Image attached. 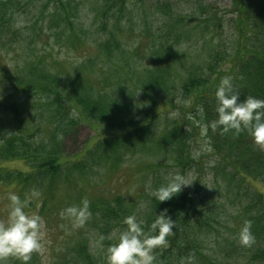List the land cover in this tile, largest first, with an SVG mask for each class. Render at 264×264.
Instances as JSON below:
<instances>
[{
  "label": "trees",
  "instance_id": "16d2710c",
  "mask_svg": "<svg viewBox=\"0 0 264 264\" xmlns=\"http://www.w3.org/2000/svg\"><path fill=\"white\" fill-rule=\"evenodd\" d=\"M150 1H156L157 7L162 3L161 0ZM170 1L166 0L163 4L169 16L172 11ZM96 2V18L102 19L103 29L106 30V24L112 19V26L107 31L110 37L99 44L96 57L88 56L79 65L75 76L67 74L68 76L64 77L59 71H53L38 62L15 71L0 64V113L11 117L13 126L11 130L4 122L0 123V184L14 185L20 197L35 190L41 199V212L48 214L56 206L55 200L60 190L76 188L79 181L86 180L85 175L97 172L96 169L100 166L114 174L121 169L125 160L132 156L140 155L137 157L144 158L147 155L166 153L180 172L197 167L200 173L201 163L193 153L199 130L204 126L203 131L213 151L212 155L218 156L212 170H218L217 173L214 172L215 178L224 184V193L221 194H224L227 200L231 195L236 200V203H232L238 205V223L251 221L250 242L237 249V255L223 256L236 263L243 260L245 264H264V192L253 186L254 189L250 188L249 183L264 179V147L255 144L244 129L239 132H222L220 126L213 128L210 124L216 118L215 88L224 75L231 76L233 90L239 93L241 99L248 95L264 99V46L259 51V45H249L252 35L256 30H261L255 25L254 18H264V0H232L230 9L237 14L235 30L239 36L229 52V60L226 61L232 66L225 70L221 67L222 63L218 64L219 53L212 54L205 70L197 69L182 83V97L194 98L193 101L200 105L197 124H183L182 121L175 120L170 126L160 129L159 135H153L154 137L151 133L158 119L154 107L143 109L145 116L139 118L126 103L111 94L114 87H119L122 91L127 84L116 82L111 84L113 86L110 89V83L101 80L96 88L93 81L84 78L83 74L95 67L93 62L97 58L110 62L114 52H123L124 43L116 38L122 32L123 18L128 12H132L131 7H138L137 4L139 9H145L143 6L146 0H135V5L129 0ZM25 4V0H0V63L2 49L8 48L14 41L17 33L15 23L19 15L27 11ZM74 5L73 0H45L42 13L47 10L50 13L47 30L53 32L54 29L57 33L66 31L74 41H79L74 32V18L80 11ZM199 9L200 13L207 15L206 20L209 22L216 19L202 6H199ZM172 19L169 27L182 23V17ZM218 26L221 27V20ZM147 31L150 33L149 29ZM172 37L177 42L181 34ZM177 54L179 56L177 49L172 45L164 46V51L160 48L154 49L152 55L155 59L159 58V67L138 78L143 95L149 96L151 100L156 97V102L152 101L154 105L158 102L157 98L167 100L169 94L172 96L175 93L176 86L172 82L175 80L174 71L170 60L177 58ZM83 123L88 126L101 123L110 128L114 135L99 138L92 146L82 149L75 156H69L64 150L66 139L78 131ZM17 160L23 161L26 169H10L4 166V163ZM148 165L145 163V167L140 166L141 170ZM150 170L154 171V168L151 167ZM92 181L87 180L89 186L94 185ZM119 191V188L110 190L101 185L95 188L92 198L88 199L89 216L83 224L73 228L72 239L50 264H99L98 258L91 250L90 238L85 236L86 232L83 231L85 228L96 234L99 244L103 241L104 245H108L113 241V229L125 227L122 221L126 215L136 214L138 219L144 221L142 227L147 231L156 214L164 209L175 222L173 231L166 236V243L153 249V264H181L182 258L184 264H192V258L205 262L208 261L205 258L208 254L203 249L207 244L218 242L219 246L221 243L217 233L212 240L208 239L213 230H218L214 225L218 215L211 217L198 209V190L185 186L171 199L160 202L150 193L145 207L138 211L132 208L136 205L134 201L128 205L127 197ZM73 192L66 195V201L68 197L71 199ZM83 193L74 192L72 199H79L75 202L77 205ZM210 211L213 212L214 209L211 208ZM224 222L218 221L223 224ZM247 245L249 248H245ZM225 248L230 250L226 244L224 251ZM189 257L191 259H188ZM7 264L41 262L32 260L31 255L28 261L12 256ZM210 264L226 263L222 258H216L214 261L210 260Z\"/></svg>",
  "mask_w": 264,
  "mask_h": 264
},
{
  "label": "rangeland",
  "instance_id": "374dc122",
  "mask_svg": "<svg viewBox=\"0 0 264 264\" xmlns=\"http://www.w3.org/2000/svg\"><path fill=\"white\" fill-rule=\"evenodd\" d=\"M25 1H27V4H25L27 11H23L15 23L17 33L13 38L14 41L8 48L2 49V62L0 64L6 65L11 71L22 70L26 66L38 62L45 64L53 71H59L64 77L67 74L75 76L79 71V65L88 56L96 57L99 44L110 37L107 31L112 26V19L106 24V30L103 29L102 19L96 18V7L98 6L96 0H73L74 6H77L78 11H80L77 14L78 16L74 18L76 25L74 32L77 38L80 39L79 41H74L70 37L71 35L66 34V31L57 33L54 29L53 32L47 30L50 13L49 10L42 13L45 0ZM165 1L161 0L162 3L157 7L156 1L146 0L143 6L145 9L143 10L139 9V4H137L138 7H131L132 12H128L127 16L123 18L122 32L116 37L124 43L123 52H114L113 59L110 62H103L105 59L97 58L93 62L95 67L83 73L84 78L87 77V79L93 81L92 83L96 85V88H98L101 80L108 81L109 85L121 81L127 84L122 91L119 87H114L111 94L114 98L118 97L126 103L139 118L145 116V109L149 110L154 107L158 113L156 117L158 119L151 136L159 135L160 129L170 126L175 120L182 121L183 124L189 122L194 125L197 124L200 105L193 101L194 98L182 97V83L189 79L197 69L205 70L211 61V55L215 53H219L218 64L222 63V68L229 69L232 64L226 61L229 60V52L232 51L234 43H237L239 38L235 30L237 14L230 9L232 0H171L172 11L170 16L168 10L164 8ZM129 2L133 4L135 0H129ZM199 6L206 9L208 13L213 14L216 19L213 22L206 20L207 15L200 13ZM75 10L77 9L75 8ZM175 17H182V23L169 27V23L173 22L172 18ZM262 17L257 16L254 18L255 25L259 26L261 30H256L249 44L250 47L256 44L259 45L257 48L259 51L264 46V18ZM220 20L221 27L218 26ZM147 29L150 30V33ZM146 32L148 34L145 35ZM179 33L181 37L176 42L172 36L177 34L180 36ZM149 34H151L150 37H148ZM168 45H172L179 53L177 58L169 59L173 65L175 80H172V82L176 86L175 93L172 96L169 94L167 100H163L162 97L157 98L158 102L154 105L152 101H155L156 97L154 96L151 100L149 96L143 95L138 78H142L147 71L157 70L160 60L159 58L155 59L152 53L154 49L158 50L159 48L164 51V46ZM113 85L109 86L110 89ZM0 116H4L3 118L0 117V123L4 122L7 128L13 130L10 122L11 117L3 113H0ZM113 135L114 133L106 125L92 123L88 126L83 123L78 131L72 133L66 139L64 150L67 155L75 156L82 149L92 146L99 138ZM197 139L195 152H199L198 161L201 163L202 170H200V173H198L199 169L197 167L191 170L194 181L188 187L192 190H198L196 202L200 211H204V214H209L211 217L218 215L214 223L218 230H213L208 239L212 240L217 233L220 236L221 243L219 246L218 242L209 243L203 249L208 254L205 257L208 261L199 262L196 261L197 259L192 258L191 263L210 264V260L214 261L216 258H222L228 264L230 258L227 259L223 255H237L238 251L236 250L245 246L239 241L237 235L242 225L240 221L238 223L236 212L238 205L232 203L233 201L236 203L232 195L227 200L224 194H221L224 193L222 188L224 184L215 178L214 172L217 173L218 171L213 172L212 170L215 162L209 164V160L215 161L218 156L212 155L213 151L202 128L199 130ZM137 156L140 157V155ZM137 156L127 158L121 169L114 174H110L107 168L100 166L97 168L98 170L96 169L97 172L90 173L89 176L88 174L85 175L86 180L79 181L76 188H65V191L60 190L56 196V206L48 214L41 212L40 196L38 197L37 194L31 195L32 191L31 194L26 195L31 198L28 204L25 205V210L38 212L46 222L44 251L32 252L31 259H35L41 264H50L72 239L73 228L81 225H74L67 217L60 215L63 207L69 204H77L75 202L79 201L78 198L72 199L74 192L83 191V197L90 199L95 188L99 185L110 190L119 188V193H123L127 197L128 205L134 201L136 205L132 208L138 211L145 207L147 197L150 195V188H155L166 182V177L170 172H180L174 161L166 153L147 155L144 158ZM145 163L147 165L151 163L152 165L149 164L147 168L141 170L142 167L140 166L145 167ZM4 166L10 169L22 170L27 167L20 160L4 163ZM151 167L154 168V171L150 170ZM219 174L220 170L218 176ZM153 177H157V179L154 180ZM87 180H93L91 183L94 185L89 186ZM149 180L151 183H146ZM249 183L250 188H257L259 191L264 192V179ZM13 191L19 194L14 185L0 184V220L7 217L9 201L6 194ZM71 191L74 192L71 199L68 197V202L66 201V195ZM26 196L21 197V199L23 200ZM211 208L214 209L213 212L210 211ZM220 220H224V224L218 223ZM83 231L86 232L85 236L90 238L91 250L98 258L99 264H106L107 245H104L103 241L99 244L97 236L92 230L85 228ZM111 235L113 243L115 242V236L113 232ZM224 243L230 250L225 248L224 251ZM245 248H249V245ZM11 258L12 255L2 258L3 264L10 262ZM230 264L245 263L243 260L237 263L233 260L230 261Z\"/></svg>",
  "mask_w": 264,
  "mask_h": 264
},
{
  "label": "clouds",
  "instance_id": "9594fccd",
  "mask_svg": "<svg viewBox=\"0 0 264 264\" xmlns=\"http://www.w3.org/2000/svg\"><path fill=\"white\" fill-rule=\"evenodd\" d=\"M234 85L229 75L220 78L214 92L216 99V118L210 122L213 128L220 126L222 132L246 130L253 142L264 147V99L248 95L243 99L233 90ZM204 126H202V131ZM198 156L199 152L193 153ZM214 161L209 160V164ZM193 172L173 171L166 177V182L150 193L157 201L171 199L180 193L182 188L191 185ZM146 183L150 184V180ZM9 209L7 217L0 220V264L4 257L16 256L28 261L32 252H43L46 240V222L36 211H26L25 205L31 197L23 200L16 192H8ZM32 195H36L33 190ZM164 209L156 214L147 231L142 227L144 221L136 214L123 218L125 227L113 229L115 242L106 246V264H153V249L166 243V236L173 231L174 222ZM62 217H67L74 225L83 224L89 215V200L82 197L80 203L69 204L60 211ZM250 220H245L239 228L238 238L242 244L252 239ZM188 259H191L189 257ZM184 264V258L181 259Z\"/></svg>",
  "mask_w": 264,
  "mask_h": 264
}]
</instances>
